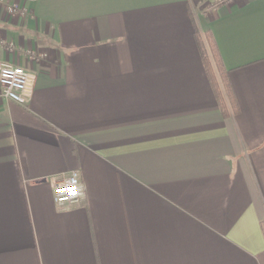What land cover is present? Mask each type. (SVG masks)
Instances as JSON below:
<instances>
[{
  "label": "crops",
  "instance_id": "crops-1",
  "mask_svg": "<svg viewBox=\"0 0 264 264\" xmlns=\"http://www.w3.org/2000/svg\"><path fill=\"white\" fill-rule=\"evenodd\" d=\"M2 63L32 89L0 97V264H264V0H3Z\"/></svg>",
  "mask_w": 264,
  "mask_h": 264
},
{
  "label": "built area",
  "instance_id": "built-area-1",
  "mask_svg": "<svg viewBox=\"0 0 264 264\" xmlns=\"http://www.w3.org/2000/svg\"><path fill=\"white\" fill-rule=\"evenodd\" d=\"M3 0H0V5ZM9 14L17 11V7L9 6ZM29 73L19 66L7 63L0 65V97L24 104L29 98L32 86ZM84 193L78 172H73L54 188V200L59 205L79 202Z\"/></svg>",
  "mask_w": 264,
  "mask_h": 264
},
{
  "label": "trees",
  "instance_id": "trees-1",
  "mask_svg": "<svg viewBox=\"0 0 264 264\" xmlns=\"http://www.w3.org/2000/svg\"><path fill=\"white\" fill-rule=\"evenodd\" d=\"M196 42L200 50L205 71L209 77L215 99L224 119H230L240 114L239 104L235 98L233 87L229 79V71L225 68L216 44L210 32L201 34L196 32ZM264 235V220L261 221Z\"/></svg>",
  "mask_w": 264,
  "mask_h": 264
}]
</instances>
